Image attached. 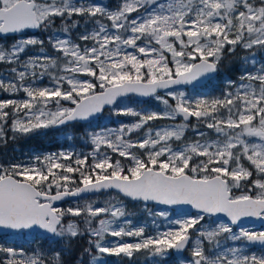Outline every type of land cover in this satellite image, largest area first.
Instances as JSON below:
<instances>
[{"label":"snow or ice","instance_id":"6c2138e0","mask_svg":"<svg viewBox=\"0 0 264 264\" xmlns=\"http://www.w3.org/2000/svg\"><path fill=\"white\" fill-rule=\"evenodd\" d=\"M0 40V146L68 127L90 146L0 162V233L60 246L0 243V264H65L84 236L94 264H264V230L245 223L264 222V0H0ZM238 49L242 74L198 92ZM106 109L135 119L91 127Z\"/></svg>","mask_w":264,"mask_h":264},{"label":"trees","instance_id":"16d2710c","mask_svg":"<svg viewBox=\"0 0 264 264\" xmlns=\"http://www.w3.org/2000/svg\"><path fill=\"white\" fill-rule=\"evenodd\" d=\"M110 1L111 2L107 0V4L113 7L116 6V4L118 3V0H110ZM56 24H57V27H59L60 21L57 20ZM82 31H83V28H78L74 30L72 33L73 37L75 38ZM38 33L41 34V37L43 39H45L49 35V32H46V31L38 30ZM11 40L12 39L9 38L8 43H10ZM47 50L50 54L52 53V49L50 46H47ZM228 57L231 58V61L228 64H225V62L223 61L219 76H221L222 74H228L233 77L239 72V66L237 65L238 63L237 55L236 54L230 55ZM0 67H1V64H0ZM225 89H226V82H224L220 77L217 76L213 80H211L210 83L205 88L199 89L198 92L206 93L212 96H218L220 95L221 91ZM1 96L7 97V95H1ZM130 99L134 103L137 101L135 97H132ZM163 122H160V123H163ZM192 123L195 124V121L193 120ZM81 124L84 125V128L89 127L87 123H81ZM96 124H98L97 121H95V123L94 121H92L91 127L93 128L98 127L96 126ZM65 130H69L71 132L73 136V139L71 140V142H69L68 139H66V137H62L60 135V130L50 131L46 135H33L30 137L19 138L15 141L10 140L6 146H0V161H3V162L4 161L18 162L22 160L26 161L32 155H40V154H46L48 152L59 151L60 149L66 148L69 145L82 146L80 144V139L82 137L83 129L68 127V128H65ZM193 136H194V133H192L191 131L187 133V137L189 140L192 139ZM107 198L108 196L106 194L101 193L96 196H88V197L79 198L78 200L68 201V202L61 204V206L67 208L69 206H72L76 202L83 204L86 200L87 201H91V200L103 201ZM128 207L131 212H134L136 209L141 210V205L134 203V202H129ZM141 213L142 212H140L138 215H133L132 217H134L137 222H140L141 220L140 215H142ZM143 215H146V214L143 213ZM145 217L148 218L147 216ZM10 237H14V236H10ZM8 238H9L8 236L0 235V243L7 241ZM21 240L22 242L24 241L23 244H21ZM13 241H15V246L17 247L22 246L23 248L25 247L27 249L35 248L33 246V242H34L33 237L31 238V240L25 237V239L15 238L14 240H12V242ZM87 241H88V237L84 236V237H77L71 242L68 250L64 253L65 264H94V262L92 261V257L84 252V249L88 247ZM38 247H40L43 250H48L50 248L58 249L60 246L55 243L46 241L43 238V236H41L38 240ZM251 251L259 253L261 249L253 247ZM189 255L190 253L185 252L184 257L187 258L189 257ZM106 261H107V264H129V261L126 259H121L118 262H113L114 260L111 257H107ZM139 264H144L143 257L140 258ZM168 264H182V263L179 261V259L175 258L172 255L171 258L168 260Z\"/></svg>","mask_w":264,"mask_h":264},{"label":"rangeland","instance_id":"374dc122","mask_svg":"<svg viewBox=\"0 0 264 264\" xmlns=\"http://www.w3.org/2000/svg\"><path fill=\"white\" fill-rule=\"evenodd\" d=\"M103 2L105 4H107V0H103ZM109 2H111V1L109 0ZM26 34L29 35V36H36L37 38L42 39V40H45V41L47 40V37H48L47 36L45 39H43L41 37V34L38 33V31L36 33H32V34H30V33L27 32ZM4 42L5 41L0 40V43H4ZM11 42H12V40L10 41V43ZM6 43H8V41H6ZM47 46H49V45L46 44L45 50L48 52ZM38 51H39V47L38 46L31 47V48L28 49L26 55L32 56V55H35ZM244 54L245 53L242 52L241 50H239V49L237 50L236 55H237V59H238L237 65L239 66V72L235 76L232 77V76H230L228 74H222L221 76H219V75H217V76L220 77L224 82H226L229 79H237L242 74V71H243V69L245 67V65H243V63H242V61L240 59V57L243 56ZM257 58L259 59V56ZM230 61H231V58L230 57H228L226 60H224L225 64L230 63ZM9 67L10 66L7 65V64H1V67H0V76L6 75L7 74V70H8ZM45 82H46V80H45ZM226 88H227V84H226ZM189 91H191L190 88H189ZM20 95L23 96L22 93ZM0 98H11V97L8 96V95H7V97H2L0 95ZM125 103H132V106H136L135 103L131 101V99L130 100H125ZM141 106H148V105H141ZM109 112H110L109 110H106L105 113L102 115V117L99 120H94V123H95V121H97V123H98V124H96V126H98V127H104V126H107V127H116L117 125H119L121 123H130V122H132L135 119L133 117H128V116H114V115L111 114V112L110 113ZM160 122H163V121H157L155 123L157 125L168 123V121H164L163 123H160ZM60 135L62 137L72 136L71 132L69 130H65V129H61L60 130ZM68 141L71 142V140H68ZM80 144L82 146L69 145L66 148L60 149L59 151H61V150H75L77 152H82V153H85V154L90 151V146L82 138L80 139ZM53 152H58V151H53ZM48 153H50V152H48ZM0 162H3V161H0ZM140 212H142L141 213L142 215H140V217H141L140 218L141 219L140 222H137L136 219L134 217H132L134 224H139V223L144 222V221H147V222L150 223V218L149 219L146 218L145 216H147V215H143L144 212L142 210L136 209L134 212H131V213H132V216H133V215H138ZM255 229L256 230H264V229H261L259 227H255ZM150 231H151V229H150ZM32 237L33 236L28 235L26 238H28L29 240H31ZM15 238L25 239V237H17V236L15 237L14 236V237H9L8 240L5 241V242H3V243H9V244H11L12 243V240H14ZM113 239H115V238H113ZM126 239H130V238H126ZM26 241H27V239H26ZM23 242L21 240V244H23ZM33 246L35 248L38 247V240H34ZM24 249L26 251H28V252H30L32 250V249H27L25 247H24ZM2 255L3 254H0V257H2ZM111 258L114 260L113 262H118L119 261L118 258H116V257H111ZM185 259H186V257H183L182 259H179V261L182 263ZM144 264H145V262H144Z\"/></svg>","mask_w":264,"mask_h":264},{"label":"water","instance_id":"95a60500","mask_svg":"<svg viewBox=\"0 0 264 264\" xmlns=\"http://www.w3.org/2000/svg\"><path fill=\"white\" fill-rule=\"evenodd\" d=\"M38 30H29L28 32L29 33H36ZM138 99V98H137ZM107 110V109H106ZM105 110V111H106ZM105 113V112H104ZM80 123H87V122H80ZM89 195H85L84 197H88ZM79 198H67L65 201H61V202H58L59 206L62 204V203H65V202H68V201H73V200H77ZM246 224L250 223L251 226H254V227H261V228H264V222H261L260 220L258 219H251L250 222L249 221H246L245 222ZM0 235H3L2 233H0ZM256 248H259V247H256ZM184 255L183 254H174V256L178 259L182 258Z\"/></svg>","mask_w":264,"mask_h":264},{"label":"flooded vegetation","instance_id":"af4514ba","mask_svg":"<svg viewBox=\"0 0 264 264\" xmlns=\"http://www.w3.org/2000/svg\"><path fill=\"white\" fill-rule=\"evenodd\" d=\"M0 95H2V94H0Z\"/></svg>","mask_w":264,"mask_h":264}]
</instances>
